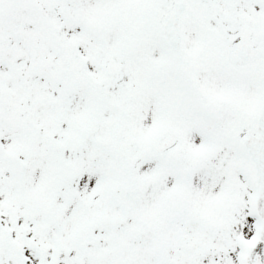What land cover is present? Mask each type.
<instances>
[{
  "label": "snow or ice",
  "instance_id": "6c2138e0",
  "mask_svg": "<svg viewBox=\"0 0 264 264\" xmlns=\"http://www.w3.org/2000/svg\"><path fill=\"white\" fill-rule=\"evenodd\" d=\"M0 264H264V0H0Z\"/></svg>",
  "mask_w": 264,
  "mask_h": 264
}]
</instances>
